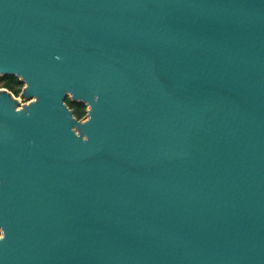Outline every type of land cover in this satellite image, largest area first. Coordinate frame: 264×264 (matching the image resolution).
Here are the masks:
<instances>
[{"label": "water", "instance_id": "95a60500", "mask_svg": "<svg viewBox=\"0 0 264 264\" xmlns=\"http://www.w3.org/2000/svg\"><path fill=\"white\" fill-rule=\"evenodd\" d=\"M6 74L0 264H264V0H0Z\"/></svg>", "mask_w": 264, "mask_h": 264}, {"label": "trees", "instance_id": "16d2710c", "mask_svg": "<svg viewBox=\"0 0 264 264\" xmlns=\"http://www.w3.org/2000/svg\"><path fill=\"white\" fill-rule=\"evenodd\" d=\"M0 80L3 82V86L9 88L16 95L20 93V87L24 84L22 80L16 75L6 74L0 75ZM66 102L73 109L74 114L83 118L87 113V104L84 102L73 101L70 97H66ZM1 234V231H0Z\"/></svg>", "mask_w": 264, "mask_h": 264}, {"label": "rangeland", "instance_id": "374dc122", "mask_svg": "<svg viewBox=\"0 0 264 264\" xmlns=\"http://www.w3.org/2000/svg\"><path fill=\"white\" fill-rule=\"evenodd\" d=\"M2 84H3V82L0 80V88L3 87ZM23 86H24V84L21 85V87H20V92L22 91ZM17 97L19 98V100H20L21 103H24V102H26V101L28 100V99H25V98H21V97H20V93L17 95ZM67 97H70V95H68ZM21 103H20V104H21ZM84 117H85V116H84Z\"/></svg>", "mask_w": 264, "mask_h": 264}, {"label": "clouds", "instance_id": "9594fccd", "mask_svg": "<svg viewBox=\"0 0 264 264\" xmlns=\"http://www.w3.org/2000/svg\"><path fill=\"white\" fill-rule=\"evenodd\" d=\"M5 236L3 234H0V240H3Z\"/></svg>", "mask_w": 264, "mask_h": 264}, {"label": "flooded vegetation", "instance_id": "af4514ba", "mask_svg": "<svg viewBox=\"0 0 264 264\" xmlns=\"http://www.w3.org/2000/svg\"><path fill=\"white\" fill-rule=\"evenodd\" d=\"M22 89H23V88H22ZM21 92H22V91H21ZM21 92H20V93H21Z\"/></svg>", "mask_w": 264, "mask_h": 264}]
</instances>
